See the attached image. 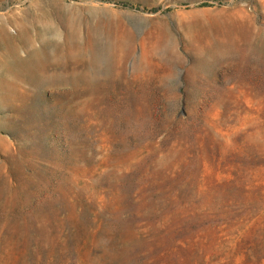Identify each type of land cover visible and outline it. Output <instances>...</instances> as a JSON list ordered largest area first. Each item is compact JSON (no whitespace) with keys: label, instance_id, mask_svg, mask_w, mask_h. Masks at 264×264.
I'll return each instance as SVG.
<instances>
[{"label":"rangeland","instance_id":"obj_1","mask_svg":"<svg viewBox=\"0 0 264 264\" xmlns=\"http://www.w3.org/2000/svg\"><path fill=\"white\" fill-rule=\"evenodd\" d=\"M0 264H264V0H0Z\"/></svg>","mask_w":264,"mask_h":264},{"label":"bare ground","instance_id":"obj_2","mask_svg":"<svg viewBox=\"0 0 264 264\" xmlns=\"http://www.w3.org/2000/svg\"><path fill=\"white\" fill-rule=\"evenodd\" d=\"M41 53H42V52H41ZM35 54H36V53H35ZM44 56H45V55H44ZM28 59H29V58H28ZM12 62H13V61H12ZM10 63H11V61H10ZM10 63H7V64H10ZM13 64H14V63H13ZM29 64L31 65L32 62H30ZM12 66H13V65H12ZM35 66H36V65H35ZM13 67H14V66H13ZM13 67H12V68H13ZM31 69H32V68H31ZM15 70H17V69L15 68ZM32 70H33V69H32Z\"/></svg>","mask_w":264,"mask_h":264},{"label":"trees","instance_id":"obj_3","mask_svg":"<svg viewBox=\"0 0 264 264\" xmlns=\"http://www.w3.org/2000/svg\"><path fill=\"white\" fill-rule=\"evenodd\" d=\"M203 5H207L208 3L207 2H204V3H202Z\"/></svg>","mask_w":264,"mask_h":264}]
</instances>
